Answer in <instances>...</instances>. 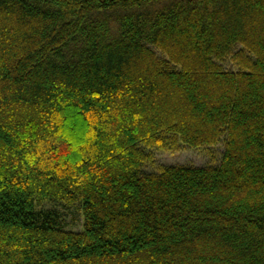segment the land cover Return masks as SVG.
Returning <instances> with one entry per match:
<instances>
[{
	"label": "trees",
	"instance_id": "obj_1",
	"mask_svg": "<svg viewBox=\"0 0 264 264\" xmlns=\"http://www.w3.org/2000/svg\"><path fill=\"white\" fill-rule=\"evenodd\" d=\"M0 264H264V0H0Z\"/></svg>",
	"mask_w": 264,
	"mask_h": 264
},
{
	"label": "rangeland",
	"instance_id": "obj_2",
	"mask_svg": "<svg viewBox=\"0 0 264 264\" xmlns=\"http://www.w3.org/2000/svg\"><path fill=\"white\" fill-rule=\"evenodd\" d=\"M227 67H232V63L229 61L225 62ZM208 150L210 153H213L217 160L222 152V145H215L213 148L209 149L205 146L200 147H188L185 145H180V148L177 150H165V149H157L151 148L150 151L154 155V163H147L144 165L145 171H153L157 169V166L160 164H172V163H188V164H196L202 165L206 163L210 156L208 154ZM65 219L67 228L78 230L82 225V216L78 210H66L65 209Z\"/></svg>",
	"mask_w": 264,
	"mask_h": 264
}]
</instances>
